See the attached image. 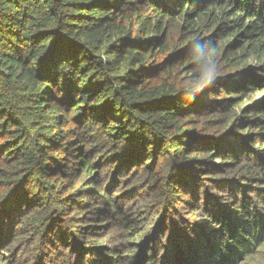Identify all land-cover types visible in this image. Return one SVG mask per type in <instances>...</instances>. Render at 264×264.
<instances>
[{
	"label": "trees",
	"instance_id": "obj_1",
	"mask_svg": "<svg viewBox=\"0 0 264 264\" xmlns=\"http://www.w3.org/2000/svg\"><path fill=\"white\" fill-rule=\"evenodd\" d=\"M226 40L229 45L222 46ZM202 41L215 45L219 72L215 84L196 95L198 66L189 50ZM254 58L260 63L248 68ZM232 120L225 130L223 122ZM249 122L257 135L248 132L246 143ZM210 126L220 129L207 133ZM206 134L213 138L202 139ZM199 144L219 152L215 157L232 172L201 167L212 163L197 158L206 150ZM118 161L136 173L119 183L113 177L108 185L114 192L108 193L98 167L112 163L111 172ZM193 171L202 182L212 177L220 186L238 178L261 198L264 0H0V243L8 242L12 253L5 261L1 251L2 262L56 264L44 253L61 221L71 255H58L59 264L71 263L79 252L81 264H242L259 254L264 193L256 202L244 200L230 216L228 201L202 188L193 195L196 201L187 198L183 215L174 208L184 187L178 186L174 203L173 186L178 173L187 178ZM144 182L152 201L178 213L174 225L188 229L165 224L156 207L135 210L141 222L161 218L158 234L173 230L154 262L151 229L141 234V222L121 214L122 204H141L142 190L135 187ZM118 187L124 188L121 200ZM206 194L215 198L204 205ZM88 206L87 214L99 216L113 210L110 222L83 224L82 231L74 218L72 227L69 218L62 219ZM7 220L13 236L4 231ZM97 226L108 229L90 233H99V242L113 233L120 237L110 246H81L80 236L88 237L82 233ZM22 230L24 241L37 242L41 254H14ZM212 253L218 256L200 259Z\"/></svg>",
	"mask_w": 264,
	"mask_h": 264
},
{
	"label": "rangeland",
	"instance_id": "obj_2",
	"mask_svg": "<svg viewBox=\"0 0 264 264\" xmlns=\"http://www.w3.org/2000/svg\"><path fill=\"white\" fill-rule=\"evenodd\" d=\"M220 33H218L219 35ZM213 43V42H212ZM229 41L227 42L224 41L222 42V46H226V45H229ZM259 62L258 58H254V59H251L249 62H248V68H251V67H255V65H257ZM189 74V73H187ZM251 99V98H249ZM247 99L245 102H243V107L246 108L245 110H247V106H248V100ZM213 117H209L208 119L211 120ZM250 118V117H249ZM217 124L220 123V122H216ZM233 124V120L230 121V122H223V127L225 128V130H228ZM217 129H220L218 126L216 128L210 126V127H207L205 128L204 130L207 132V133H210L212 132L213 130H217ZM222 130V129H221ZM224 130V129H223ZM253 133L254 132V137L257 135V132H256V128L255 126L249 122V126L246 130V133L244 134V141H246V143L249 142L248 139H251V138H248L249 137V133ZM228 136V134H227ZM227 136H219L218 137V140L222 141L224 139H228ZM211 138H213L212 136L206 134V135H203V138L202 139H207V140H210ZM198 147H204L206 148L205 152H202L197 158H199L200 160H205V161H208V162H211V166H207L206 164H204L203 168H212V169H221L222 171H226V172H229L231 173L232 170H230V166H227L226 164H223L221 165V161L222 159L220 157H215V155H221L219 152H209L207 150V148L209 147L208 144L204 145V144H199ZM236 150V149H234ZM241 156H239V159H240ZM72 158V157H71ZM250 161V160H249ZM151 161L147 162V165L148 166H151ZM255 161H253L254 163ZM121 161H118V163H116V166H114V168L112 169V171H108V170H111V167H113V164L112 163H106V162H102V164H100V166L98 167V169L100 170L99 173L102 175L101 178L103 179V183H104V189L106 192L108 193H113L114 192V189L113 187H109V182L110 180L115 177L119 182H123L124 179H125V176L126 177H131L129 176L130 173L134 174L136 173L135 170H131V171H128V168H125V167H122L121 166ZM108 169V170H107ZM244 170V167H242V171ZM241 172V170H240ZM112 174V175H111ZM215 175V173H213ZM236 174H239L236 173ZM199 175V172H192L190 174V176H188L187 178L183 177L181 175V173H178L177 174V180H176V183H175V186H173V197L176 198H172L173 202L176 203L177 201V188L178 186H182L184 187L183 189V192L180 194V200H179V207L177 208H174L175 211H178L179 213L182 212L183 214V210L182 208L186 206V202H187V198L188 199H193L194 201L195 198L193 197V195H197L196 193L201 190L202 188L204 190H207V188L209 190H213L214 191V194H215V197L217 198H222L226 201H228V203L226 204V207H228L227 209L230 211V210H233V209H237L238 211H240L243 206H244V200L246 201H250V199H252V202H256L258 200H260L262 198V195L264 193V186L262 187V191H261V198L260 197H257V193H253V192H249V189L250 188H244L243 186L245 184H242L241 182H237L239 179L236 178L237 181H233L231 183L227 182V183H223L221 186L219 185L220 183L219 182H215L214 178L212 177H208L206 180H204L203 182L201 181V179H197L196 177H198ZM145 179L144 181L146 183H148L150 180L147 176H145ZM235 178V177H234ZM130 180L132 178H129ZM149 180V181H148ZM101 182V180H100ZM145 182L143 183L144 184V187H142V184L138 185L137 187H135L136 189H141L142 192L139 194L140 195V202L141 204H139L138 206H127L125 207V204H122L121 205V209H122V213L121 214H124L126 216V218L130 219L131 221H134V222H141V218L136 216L139 215L140 213L139 212H136L135 210H138V209H142L143 212L147 211L148 209H150L151 211H153V207H156V211H158L160 213V216L164 215L166 217V220H165V224L167 223H170L172 226H174L176 229L180 230H188L187 229V226L184 225V224H181L179 227L175 226L174 223L172 222L173 220H175V216L177 217H180L178 215V213L176 212H172V206L168 205H158L156 202H157V199H155V201H152L153 200V197H151V193L148 189V187L145 186ZM125 184H122L121 187H124ZM257 186H258V182H252L250 184V187L255 189L256 191L258 190L257 189ZM121 187H118L117 190H118V196H120V200L122 199L121 197V194L124 193L123 189H121ZM221 188V189H218V188ZM135 188H132V189H129V190H134ZM123 190V191H122ZM190 191V194H187L186 191ZM259 191V190H258ZM210 192V191H209ZM157 193H162L161 190L158 191ZM114 195V196H116ZM260 195V194H259ZM151 197V198H150ZM215 197H213L212 195H209V194H206L205 197L201 200V204H204V205H207L209 203V201H212ZM127 198V197H126ZM100 200H102V198H100ZM103 201V200H102ZM184 201V202H183ZM260 207V205H259ZM253 208V207H252ZM91 210V206H88V207H84V208H78L77 211H75L76 214L74 215H71V213L69 214H65L62 216V219H66V218H69L68 220L71 221V227L73 226V222H72V219L74 218L76 221L75 223H77V226H83V228H81V230L85 231V227L83 224H90V223H96V224H103V223H109L110 222V216H111V212H113V210H110V213L109 214H106V213H103V214H100V216L96 213L94 214H87V212H89ZM259 210H261L262 213H264V210L261 209V207L259 208ZM165 212V213H162V212ZM237 211V212H238ZM257 211V207L253 208L252 212H255ZM168 212H170V215L168 216ZM229 215L231 216L232 212H228ZM239 213V212H238ZM14 215V214H13ZM88 215V216H87ZM184 215V214H183ZM77 216H79L80 218H77ZM9 218V217H8ZM160 217L158 219H154L152 220L153 221V224H151V220H148V221H143L141 222V224L138 225L137 229H138V232H140L141 234L143 233V231H148L151 229V234H152V240L153 242V245L155 246L154 248V251L155 253H153V251H151L149 253L150 256H152L153 259V262L159 258L160 255L157 254V249L160 250L161 246L164 245V244H161L162 242H167L168 240L171 239V235L173 233V230H171L170 232H167L164 234L163 232H161L160 234H158V232H156V226L155 225H158L159 224V221H160ZM187 219V218H186ZM186 219L184 220L185 222ZM1 222H4V220L2 219V217H0V224ZM59 223L56 224V226L54 227H57L56 229V232H54L53 234H50L51 237H52V241H49V244H48V248L45 249L46 252L44 253L45 254V257L46 258H51L54 263L56 264H59L57 262V260H60V257H63V258H66L68 257V255H71V253L68 251V246H69V243H70V240L68 238V236H64V233L62 231H60V229L63 228V226L61 225L62 224V221L61 223L58 225ZM7 229L4 230L6 235L7 236H13L14 233H13V230L11 228V225L9 223V220H7ZM111 226H114V225H111ZM152 226V227H150ZM154 226V227H153ZM183 226V227H181ZM185 226V227H184ZM99 229H96V230H90V232L88 233H82V235H88V237H83V236H80V239H82V243H81V246L83 245H95L97 246V242L98 241V234L97 236L95 237H92L90 233H94L96 232L97 230L99 231H102V234L105 233L106 230H108L107 228L103 227V226H97ZM115 227V226H114ZM64 229V228H63ZM65 230V229H64ZM69 230H70V233L71 231H74L73 228H70L69 226ZM1 231V230H0ZM24 231V232H23ZM66 231V230H65ZM25 230H22V234L18 236L17 238V241L15 243V247H14V254L17 256V251L18 253L21 254V256L23 254H30V255H35V253H37V255L41 254L42 252H38L37 249L39 247V245L37 244V242H35L34 244L31 243L30 241H24L23 237H24V234H25ZM59 233L60 234V237H58L56 235V233ZM10 233H13V234H10ZM178 234V231L177 233ZM156 235H158L156 237ZM161 235V236H159ZM198 234H195L194 237L196 238ZM118 237H120V235L118 234H114L113 233V236L109 238V240H107L105 238V236H103L101 238V241L99 242L100 244H103V245H108L110 246V244L115 240L117 239ZM59 238V240H61V242L63 244H61V242L57 241L56 239ZM75 238V236H74ZM193 238V236H191L188 240V242L190 243V245H192V242L193 240L195 239ZM92 239V240H90ZM191 239V240H190ZM1 240V238H0ZM149 243V241H148ZM8 246V242H2L0 243V252L1 251H4L6 253V258H5V261H7L8 257L10 254H12L11 252H9L6 247ZM80 246V247H81ZM146 246H148V244H146ZM152 246V245H151ZM125 249H127L125 247ZM81 254L80 257H78V255L74 256L73 259H72V262L69 264H81L82 260L85 259L84 256H83V252H79ZM78 253V254H79ZM137 253V252H135ZM76 254V253H74ZM72 254V255H74ZM1 253H0V264H5L4 262H2V258H1ZM58 255H60V257H58ZM200 256V255H199ZM202 257L200 258L201 260H205V258H215L216 256H218L217 253H212L210 255H201ZM87 258V257H86ZM138 261H141L140 258H138ZM202 263V261H201ZM184 264V263H183ZM242 264H264V246L262 247L261 249V252L255 256H253L252 258L246 260L245 262H243Z\"/></svg>",
	"mask_w": 264,
	"mask_h": 264
},
{
	"label": "clouds",
	"instance_id": "obj_3",
	"mask_svg": "<svg viewBox=\"0 0 264 264\" xmlns=\"http://www.w3.org/2000/svg\"><path fill=\"white\" fill-rule=\"evenodd\" d=\"M214 47L213 43L202 41L194 42L189 50V55L193 58L194 64L198 66L196 78L199 81V87L194 90L196 95L211 88L216 82L219 65L215 59Z\"/></svg>",
	"mask_w": 264,
	"mask_h": 264
}]
</instances>
